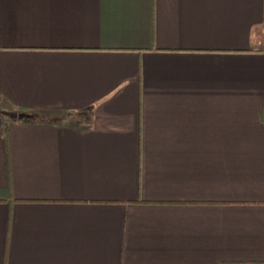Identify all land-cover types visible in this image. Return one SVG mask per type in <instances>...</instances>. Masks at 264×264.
<instances>
[{
	"label": "crops",
	"instance_id": "1",
	"mask_svg": "<svg viewBox=\"0 0 264 264\" xmlns=\"http://www.w3.org/2000/svg\"><path fill=\"white\" fill-rule=\"evenodd\" d=\"M0 264H264V0H0Z\"/></svg>",
	"mask_w": 264,
	"mask_h": 264
},
{
	"label": "water",
	"instance_id": "2",
	"mask_svg": "<svg viewBox=\"0 0 264 264\" xmlns=\"http://www.w3.org/2000/svg\"><path fill=\"white\" fill-rule=\"evenodd\" d=\"M28 118H29V117L26 116V115H24V114H20V115L18 116V119H19V120L28 119Z\"/></svg>",
	"mask_w": 264,
	"mask_h": 264
},
{
	"label": "trees",
	"instance_id": "3",
	"mask_svg": "<svg viewBox=\"0 0 264 264\" xmlns=\"http://www.w3.org/2000/svg\"><path fill=\"white\" fill-rule=\"evenodd\" d=\"M31 119V118H30Z\"/></svg>",
	"mask_w": 264,
	"mask_h": 264
}]
</instances>
